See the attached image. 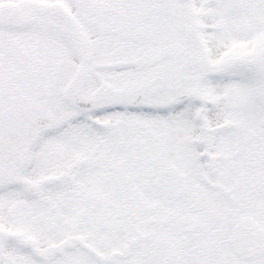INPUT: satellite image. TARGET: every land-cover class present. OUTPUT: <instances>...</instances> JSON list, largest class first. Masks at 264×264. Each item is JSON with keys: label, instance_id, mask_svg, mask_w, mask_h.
I'll return each instance as SVG.
<instances>
[{"label": "snow or ice", "instance_id": "1", "mask_svg": "<svg viewBox=\"0 0 264 264\" xmlns=\"http://www.w3.org/2000/svg\"><path fill=\"white\" fill-rule=\"evenodd\" d=\"M0 264H264V0H0Z\"/></svg>", "mask_w": 264, "mask_h": 264}]
</instances>
